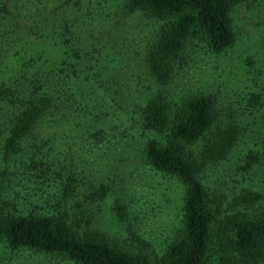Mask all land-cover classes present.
<instances>
[{"label": "rangeland", "instance_id": "374dc122", "mask_svg": "<svg viewBox=\"0 0 264 264\" xmlns=\"http://www.w3.org/2000/svg\"><path fill=\"white\" fill-rule=\"evenodd\" d=\"M4 1L1 80L15 76L20 68L29 74L48 73L64 63L79 70L69 101L70 111L79 118L73 114L72 121L60 127L53 120L51 125L42 123L35 135L46 143L42 148L48 160L60 164L56 169L62 166L61 173L70 170L76 175L69 201L71 223L152 263L182 236L183 186L152 169L144 155L149 137L162 140L142 119V109L155 98L162 99L172 118L189 97L209 95L216 127L228 124L238 129L231 151L208 163L200 176L213 207L220 211L218 219L238 211L255 214L264 204V0H242L231 8L235 40L226 50L214 53L201 39H189L163 82L151 73L146 55L165 22L130 12L128 0ZM250 94L260 95L262 104L251 109ZM5 111L0 107V127H5ZM215 129L185 145L192 157L198 159ZM30 149L28 140L25 152ZM251 152L259 155L260 163L246 167ZM24 171L12 177L14 184L26 177ZM56 181V186L44 184L40 190L34 180L21 181L18 189L24 185L30 203L46 207L48 196L61 187L60 179ZM101 186L106 193L98 198ZM117 204L124 209L123 218L116 213ZM1 251L3 264H74L63 256Z\"/></svg>", "mask_w": 264, "mask_h": 264}, {"label": "trees", "instance_id": "16d2710c", "mask_svg": "<svg viewBox=\"0 0 264 264\" xmlns=\"http://www.w3.org/2000/svg\"><path fill=\"white\" fill-rule=\"evenodd\" d=\"M241 1L128 0L130 12L165 22L146 55L153 76L165 81L171 63L191 38L201 39L214 53L229 48L235 40L230 10ZM6 14L5 1L0 0V15L6 18ZM66 66L62 63L48 73L32 74L20 68L10 79H0V107L6 108L5 127H0V264L5 257L1 250L63 256L74 264H258L264 260V204L255 214L238 211L218 219L220 211L213 207L201 182L205 166L224 159L239 133L232 125L216 127L214 101L209 95L189 97L172 118L160 98L142 109L145 128L162 135V140L149 137L145 142L147 163L155 171L174 177L184 189L182 236L158 261L149 262L147 257L123 249L100 233L71 223L69 201L75 194L76 175L70 170L61 173L65 170L62 166L57 170L60 164L48 160L42 148L46 143L35 137L42 123L51 125L54 121L60 127L79 118L69 107L71 84L79 70L75 65ZM249 104L251 109L261 105L260 95L250 94ZM214 127L212 140L205 144L198 159L192 157L185 145L197 142ZM28 140L31 149L25 152ZM33 140L36 143H31ZM255 154H247L246 167L256 164L259 155ZM17 160L21 165H16ZM21 169L26 177L14 184L12 177ZM57 178L61 187L48 196L46 207L30 203L29 189L24 185L18 189L21 181L31 180L38 184L37 190L44 184L56 186ZM96 192V197L103 198L106 188L101 186ZM115 210L121 218L125 216L122 205L117 204Z\"/></svg>", "mask_w": 264, "mask_h": 264}]
</instances>
